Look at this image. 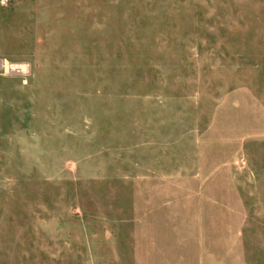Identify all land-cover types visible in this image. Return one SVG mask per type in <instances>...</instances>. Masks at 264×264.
I'll return each instance as SVG.
<instances>
[{
  "label": "rangeland",
  "instance_id": "rangeland-1",
  "mask_svg": "<svg viewBox=\"0 0 264 264\" xmlns=\"http://www.w3.org/2000/svg\"><path fill=\"white\" fill-rule=\"evenodd\" d=\"M0 264H264V0H6Z\"/></svg>",
  "mask_w": 264,
  "mask_h": 264
},
{
  "label": "built area",
  "instance_id": "built-area-1",
  "mask_svg": "<svg viewBox=\"0 0 264 264\" xmlns=\"http://www.w3.org/2000/svg\"><path fill=\"white\" fill-rule=\"evenodd\" d=\"M7 1L0 0V4L4 5ZM31 66L27 61H13L0 56V76L15 77L21 83H25L30 75Z\"/></svg>",
  "mask_w": 264,
  "mask_h": 264
},
{
  "label": "crops",
  "instance_id": "crops-1",
  "mask_svg": "<svg viewBox=\"0 0 264 264\" xmlns=\"http://www.w3.org/2000/svg\"><path fill=\"white\" fill-rule=\"evenodd\" d=\"M20 61V60H19Z\"/></svg>",
  "mask_w": 264,
  "mask_h": 264
}]
</instances>
